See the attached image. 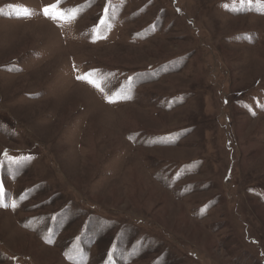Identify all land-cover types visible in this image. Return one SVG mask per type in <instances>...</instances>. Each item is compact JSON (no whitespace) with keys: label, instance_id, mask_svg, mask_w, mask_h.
<instances>
[{"label":"rangeland","instance_id":"374dc122","mask_svg":"<svg viewBox=\"0 0 264 264\" xmlns=\"http://www.w3.org/2000/svg\"><path fill=\"white\" fill-rule=\"evenodd\" d=\"M0 185V264H264V0H0Z\"/></svg>","mask_w":264,"mask_h":264},{"label":"snow or ice","instance_id":"6c2138e0","mask_svg":"<svg viewBox=\"0 0 264 264\" xmlns=\"http://www.w3.org/2000/svg\"><path fill=\"white\" fill-rule=\"evenodd\" d=\"M51 7H55V5H49V6H45V8L43 9V11H44L45 15H47V14H48L49 8H51ZM77 79H81V80H87L89 83H93V81H91V80H88V77H87V75H85V76H78V77H77ZM106 99H107V98H106ZM108 102H109V103H113V102H115V101H112L111 99H108ZM2 188H3V186H2V185H0V195H2V194H3V193H2Z\"/></svg>","mask_w":264,"mask_h":264}]
</instances>
